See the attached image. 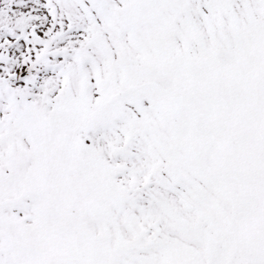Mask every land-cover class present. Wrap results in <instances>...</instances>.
<instances>
[{
    "label": "snow or ice",
    "instance_id": "snow-or-ice-1",
    "mask_svg": "<svg viewBox=\"0 0 264 264\" xmlns=\"http://www.w3.org/2000/svg\"><path fill=\"white\" fill-rule=\"evenodd\" d=\"M0 264H264V0H0Z\"/></svg>",
    "mask_w": 264,
    "mask_h": 264
}]
</instances>
